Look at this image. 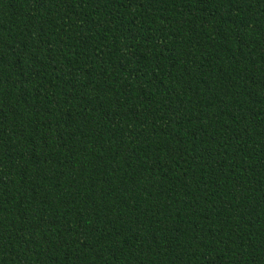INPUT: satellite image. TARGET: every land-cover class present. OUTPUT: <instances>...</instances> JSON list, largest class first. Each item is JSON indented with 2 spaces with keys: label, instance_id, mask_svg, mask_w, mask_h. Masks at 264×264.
Masks as SVG:
<instances>
[{
  "label": "trees",
  "instance_id": "16d2710c",
  "mask_svg": "<svg viewBox=\"0 0 264 264\" xmlns=\"http://www.w3.org/2000/svg\"><path fill=\"white\" fill-rule=\"evenodd\" d=\"M0 264H264V0H0Z\"/></svg>",
  "mask_w": 264,
  "mask_h": 264
}]
</instances>
